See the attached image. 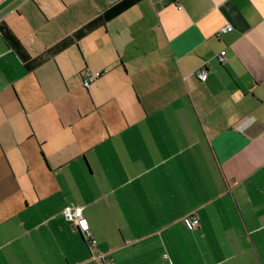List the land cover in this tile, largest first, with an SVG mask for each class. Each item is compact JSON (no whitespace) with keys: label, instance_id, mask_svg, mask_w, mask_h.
<instances>
[{"label":"crops","instance_id":"0c3cea01","mask_svg":"<svg viewBox=\"0 0 264 264\" xmlns=\"http://www.w3.org/2000/svg\"><path fill=\"white\" fill-rule=\"evenodd\" d=\"M77 2L74 26V0H0V25L35 59L102 13ZM93 254L264 264V0H143L33 71L0 34V264Z\"/></svg>","mask_w":264,"mask_h":264},{"label":"trees","instance_id":"16d2710c","mask_svg":"<svg viewBox=\"0 0 264 264\" xmlns=\"http://www.w3.org/2000/svg\"><path fill=\"white\" fill-rule=\"evenodd\" d=\"M143 0H119L109 5L97 18L79 29L73 36L66 38L55 46L49 48L39 57L32 59L23 47L21 41L5 26L0 25V34L9 43L17 55L26 63V68L33 71L46 63L51 57L61 53L85 38L96 29L105 26Z\"/></svg>","mask_w":264,"mask_h":264},{"label":"built area","instance_id":"2783aa9c","mask_svg":"<svg viewBox=\"0 0 264 264\" xmlns=\"http://www.w3.org/2000/svg\"><path fill=\"white\" fill-rule=\"evenodd\" d=\"M233 28L231 26L225 27L220 30L219 35L223 33L231 32ZM218 62L220 64H224L226 62V52H221L217 57ZM103 73H92L87 72L83 77V87L88 89L96 80L101 78ZM201 82H206L208 79V72L206 69H200L195 74ZM65 219L74 224V226L81 231L86 242L91 248L96 247L97 242L92 235L91 228L89 226L88 221L83 216L82 208L68 206L64 210ZM190 226L192 229H196L198 226V222L194 216L188 218ZM110 260L107 254H93L89 259V263L91 264H109Z\"/></svg>","mask_w":264,"mask_h":264},{"label":"rangeland","instance_id":"374dc122","mask_svg":"<svg viewBox=\"0 0 264 264\" xmlns=\"http://www.w3.org/2000/svg\"><path fill=\"white\" fill-rule=\"evenodd\" d=\"M111 0H84V17L85 19H92L99 13L103 12L108 6L110 5ZM77 0H74V8H73V13H74V26L77 25V20H76V12L78 11L77 9ZM88 5L87 11L85 10V5ZM112 4V3H111ZM81 5V3L79 4ZM117 22V21H115ZM118 24V23H117ZM116 25H111V35L113 34L114 29H116ZM104 32V31H102ZM104 36V33H101ZM76 49L79 53V49L76 46ZM80 54V53H79Z\"/></svg>","mask_w":264,"mask_h":264}]
</instances>
